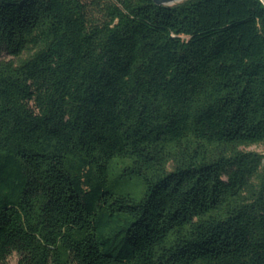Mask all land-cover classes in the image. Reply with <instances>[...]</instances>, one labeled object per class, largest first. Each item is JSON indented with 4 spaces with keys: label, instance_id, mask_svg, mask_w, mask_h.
<instances>
[{
    "label": "trees",
    "instance_id": "obj_1",
    "mask_svg": "<svg viewBox=\"0 0 264 264\" xmlns=\"http://www.w3.org/2000/svg\"><path fill=\"white\" fill-rule=\"evenodd\" d=\"M261 0H0V264H264Z\"/></svg>",
    "mask_w": 264,
    "mask_h": 264
},
{
    "label": "rangeland",
    "instance_id": "obj_2",
    "mask_svg": "<svg viewBox=\"0 0 264 264\" xmlns=\"http://www.w3.org/2000/svg\"><path fill=\"white\" fill-rule=\"evenodd\" d=\"M247 150L264 154V143L251 146L247 148ZM18 261H19L18 256L16 254H13L7 259L5 264H19Z\"/></svg>",
    "mask_w": 264,
    "mask_h": 264
},
{
    "label": "water",
    "instance_id": "obj_3",
    "mask_svg": "<svg viewBox=\"0 0 264 264\" xmlns=\"http://www.w3.org/2000/svg\"><path fill=\"white\" fill-rule=\"evenodd\" d=\"M154 4L156 5H167V6H171L174 5L176 3H179L183 0H152ZM261 2L264 4V2L261 0Z\"/></svg>",
    "mask_w": 264,
    "mask_h": 264
},
{
    "label": "bare ground",
    "instance_id": "obj_4",
    "mask_svg": "<svg viewBox=\"0 0 264 264\" xmlns=\"http://www.w3.org/2000/svg\"><path fill=\"white\" fill-rule=\"evenodd\" d=\"M264 2V0H262Z\"/></svg>",
    "mask_w": 264,
    "mask_h": 264
}]
</instances>
